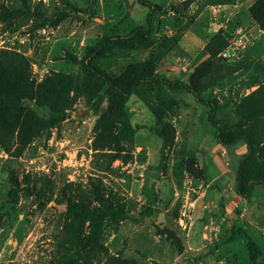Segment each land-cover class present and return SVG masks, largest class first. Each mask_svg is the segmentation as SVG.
<instances>
[{"label": "rangeland", "instance_id": "374dc122", "mask_svg": "<svg viewBox=\"0 0 264 264\" xmlns=\"http://www.w3.org/2000/svg\"><path fill=\"white\" fill-rule=\"evenodd\" d=\"M148 1L163 10L152 45L100 67L187 81L210 56L203 98L224 105L217 117L230 124L245 120L235 109L254 113L251 132L264 142V31L252 29L248 12L255 0H189L182 16L170 11L174 0ZM145 14L135 0H0V202L15 181L51 199L21 191L0 206V264H252L248 241L254 264H264V188L246 200L234 194L245 147H219L191 95L167 93L179 102L169 111L149 90L131 95L125 112L137 130L124 147L116 127L89 112L92 100L75 94L71 62L100 38L144 25ZM219 30L224 49L211 42ZM93 187L133 218L146 207L155 213L139 224L103 218L72 259L88 223L52 200L64 194L97 207Z\"/></svg>", "mask_w": 264, "mask_h": 264}, {"label": "trees", "instance_id": "16d2710c", "mask_svg": "<svg viewBox=\"0 0 264 264\" xmlns=\"http://www.w3.org/2000/svg\"><path fill=\"white\" fill-rule=\"evenodd\" d=\"M135 2L146 8L144 25L136 26L127 34L109 35L100 38L97 43L87 49L82 59L71 62L76 79L75 94L91 99L92 104L89 107V112L94 116L100 115L103 119L109 121L116 127L118 143L124 147H131L137 130L136 127L131 125L125 112V105L131 95H139L144 90H149L153 92V98L159 104L161 110L169 111L178 108L179 102L170 98L167 93H188L198 104L205 108L206 121L215 130L214 135L218 146L229 151L235 150L239 146L245 147V152L238 156L235 162L233 191L241 199L250 198L255 187L264 188V142L256 141L251 132L252 124L248 122L249 119L247 120V118L253 116L254 113L249 111L240 112L239 109H235L236 115L238 117L242 116L245 120L230 124L226 118L217 117L218 111L224 105L216 100L203 98L200 80L210 72V56L193 69L187 81H180L169 76L164 77L153 73L151 70L136 77L128 72L112 76L100 67L99 62L101 60L139 53L152 45L153 38L161 24L162 7L148 0H135ZM188 5L189 0L171 2L170 11L182 16L187 11ZM248 12L254 24L261 31H264V0H255L249 7ZM220 34H223L221 30L212 37L211 42L222 41L221 45L224 49L227 47V43L221 39ZM157 123L162 124V119L159 116H157ZM156 134L161 140V150H163L166 145V137L162 131H158ZM261 155L263 156L262 163L259 161ZM93 189L94 201L98 205L97 207L89 208L67 198L64 194L60 200H52L57 205L64 207V213L69 218L82 219L88 223V233L77 241L72 259H76L85 247L96 240L99 222L103 218L111 217L116 221H131L139 224L155 213L154 210L146 207L140 210L137 218H133L124 210L109 204L98 188L93 187ZM21 191L28 192L39 202H51L49 197L15 181L11 185V189L5 195H1L3 201L0 202V206L11 202ZM247 250L249 260L254 264L258 249L252 241L247 242Z\"/></svg>", "mask_w": 264, "mask_h": 264}, {"label": "crops", "instance_id": "0c3cea01", "mask_svg": "<svg viewBox=\"0 0 264 264\" xmlns=\"http://www.w3.org/2000/svg\"><path fill=\"white\" fill-rule=\"evenodd\" d=\"M172 2H179V1H176V0H174V1H172ZM234 7H236V6H234ZM232 9H235V8H232ZM232 9H231V13L232 14H235V12L234 11H232ZM251 27H252V29L253 28H256V26H255V24H253V25H250ZM180 44V43H179ZM169 77H171V76H169ZM175 79H177V78H175ZM179 80V79H178ZM220 147V146H219ZM241 153H243L244 152V149L242 148L241 150ZM234 181V180H233Z\"/></svg>", "mask_w": 264, "mask_h": 264}, {"label": "water", "instance_id": "95a60500", "mask_svg": "<svg viewBox=\"0 0 264 264\" xmlns=\"http://www.w3.org/2000/svg\"><path fill=\"white\" fill-rule=\"evenodd\" d=\"M229 54H231V51H229Z\"/></svg>", "mask_w": 264, "mask_h": 264}]
</instances>
